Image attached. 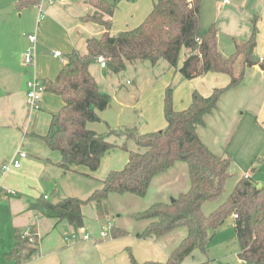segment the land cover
<instances>
[{"label":"crops","instance_id":"0c3cea01","mask_svg":"<svg viewBox=\"0 0 264 264\" xmlns=\"http://www.w3.org/2000/svg\"><path fill=\"white\" fill-rule=\"evenodd\" d=\"M222 1L218 6L214 5V9L210 8L209 20L206 22L208 24L205 23L208 27H215L220 52L228 56L234 52V42L247 41L252 32V21L256 17L258 34L254 55L258 60L264 59V0H232L229 5H224ZM118 4L130 7L127 1H119L117 6ZM152 8L153 1L150 5L134 7V13L126 14L122 25H118L117 18L113 16L111 35L115 36L137 27ZM48 13L36 31V39L47 44L49 38H58L66 56L75 48L84 54L86 40L99 39L104 33L102 25L82 20L83 17L95 13L89 0H59L48 7ZM203 13L205 15L204 5ZM28 44L30 48L29 41ZM36 46L37 41L35 49ZM66 56L52 55V61L61 65L58 66L55 76L65 65ZM182 62L179 59L178 69ZM160 64L162 63L152 67L149 62L144 61L129 65L134 68V82H127V87L113 85L108 90L103 71L106 70L108 74L110 72L93 62L89 66V72L100 92L109 93L111 103L108 109L99 113L101 121L88 123L87 129L97 134L106 133L108 128L117 130L133 126L139 134L161 131L167 125L163 115L166 88H172L173 109L183 111L190 105L194 91L207 97L214 89L224 88L230 82L229 76L211 72L185 80L177 69L168 68L166 63ZM241 68L238 61L234 66V74H238ZM24 75H28L27 70ZM22 76V70L18 71L9 66L0 68V264H16L5 259L4 255L13 248L15 235L25 236L27 229L37 236L38 245L36 254L23 264H130L127 250L131 251L139 263H164L185 238L186 229L179 228L159 238L140 239L137 235L144 231L148 222H135L130 220V215L145 211L153 204L168 203L187 192V165L176 162L167 171L155 176L143 198L131 194H110L108 200L117 216L100 218L94 204L83 206L81 211L84 225L76 232L79 238L65 242V238H70L75 233L72 227L65 221L58 222L44 217L39 211L31 209V203L44 197L52 204L65 198L87 199L101 187V181L110 171H120L124 168L128 153L121 148L106 153L95 172H90L83 166L75 167L71 172H63L57 166L61 159L60 154L50 150L42 140L49 132L52 115L57 111L39 109L27 113L24 105L27 83ZM253 121L261 123L259 129ZM262 130L264 71L254 65L243 71L242 80L238 85L220 96L217 108L206 115L204 125L197 128V135L214 155L222 156L230 152L232 157H235L240 150L247 151L250 148L246 141L250 135H258L257 145L261 148L264 144ZM237 137V143L232 147ZM111 141L123 143V139ZM126 148L128 151L137 149L132 141L126 143ZM23 149L29 156L21 159L20 168L3 172L4 163H11L16 152ZM54 169L60 172V180L68 188L61 193L51 190L53 194L49 195L44 193L45 185L42 182L45 181L42 179L54 172ZM108 223L111 227L126 231L127 234L111 238L108 230L107 236L102 238L100 232ZM85 235L88 236L87 240L82 239Z\"/></svg>","mask_w":264,"mask_h":264},{"label":"trees","instance_id":"16d2710c","mask_svg":"<svg viewBox=\"0 0 264 264\" xmlns=\"http://www.w3.org/2000/svg\"><path fill=\"white\" fill-rule=\"evenodd\" d=\"M119 1L135 0H89L95 13L82 20L102 25L104 33L99 39L86 40L84 54L78 51L67 54L65 65L53 80H39L44 92L54 94L62 101L60 110L52 115L48 134L42 140L50 150L60 154L57 166L63 172L74 171L78 166L95 172L102 157L116 148L127 151L128 161L122 170L110 171L101 181V187L85 200L65 198L52 204L38 198L31 203V209L48 219L65 221L77 232L84 225L83 206L94 204L97 215L107 218L110 216L107 207L110 194L143 198L155 176L176 162H182L188 168L187 192L168 203L153 204L130 218L135 222H148L144 231L137 235L140 239L159 238L179 228L186 229L185 238L164 263H139L127 250L130 264H183L195 250H206L207 231L216 230L228 216L234 220L239 260L244 264H264V187L257 189L254 183L243 178L222 205L209 216H204L203 204L223 192L231 159L227 155H214L197 135V128L204 125L205 116L217 108L225 91L241 82L246 68L258 65L264 71V59L259 62L254 55L257 18L252 21L249 39L234 42V52L225 56L218 48L215 27L211 25L206 31L202 30V0H152L153 8L141 24L112 36V18ZM38 2L16 0L15 6L23 9L36 6ZM182 50L186 57L178 69ZM100 56L113 75L121 73L126 65L146 61L154 67L163 61L168 68L177 69L185 80L211 72L229 76L230 82L224 88L214 89L207 97L194 91L190 105L183 111L173 109L172 89L166 88L163 115L167 125L164 130L139 134L133 126L117 130L108 128L106 133L97 134L86 126L100 122L99 113L108 109L111 103L110 95L100 92L89 72V66ZM238 61L242 68L234 74ZM111 139H123V143ZM129 141L136 145V151L127 150ZM109 233L111 238L127 234L115 227H111ZM30 236L32 243L25 236L15 235L14 246L4 255L5 259L16 264L29 261L36 254L38 245L37 236L33 232Z\"/></svg>","mask_w":264,"mask_h":264},{"label":"rangeland","instance_id":"374dc122","mask_svg":"<svg viewBox=\"0 0 264 264\" xmlns=\"http://www.w3.org/2000/svg\"><path fill=\"white\" fill-rule=\"evenodd\" d=\"M15 1L16 0H0V68L9 66L13 69H18V71L22 70V78L25 80V83L31 82L35 77L38 80L44 78L53 79L59 68L58 66H61L60 64L58 65V63L52 61L51 57L53 53L59 52L64 57L66 56L59 39L56 37L49 38L47 44H43V42L38 39L35 49L36 59L34 69H28L23 64L24 54L29 48L26 37L37 36L36 31L41 26V23H37L36 6H28L23 9H18L17 6H15ZM108 1L112 2L113 0ZM231 1L232 0H230V2ZM220 2L221 0H202L201 27L203 31H206L209 28V25H205V23L209 20L208 16L210 8L213 7L214 9V5L218 6ZM127 3V5L130 6L129 8L123 5L119 6V4L116 7L114 18H117L116 23L118 25L123 24V19L126 14L134 13V7L138 5H150L152 4V0H135ZM203 5L205 15L203 13ZM46 12L48 15V8H46ZM110 33H112V30ZM72 51H78L81 53L77 48ZM185 57L186 52L182 50L179 58L181 59V62L185 59ZM160 63L163 64L165 62L160 61ZM26 70L28 75H24V71ZM133 73L134 68L129 65H127L125 69L117 75H113L111 73L108 74V72L104 70L103 76L107 82V89L109 90L113 85H122L127 87V82H134ZM15 77L17 78V76ZM106 94L109 95V93ZM24 105L25 111L29 113L31 110L27 105L26 98ZM61 106V100L58 96L44 91L40 94V109L54 110L58 112ZM260 124L261 123H254L258 129ZM237 139L238 137L233 142L232 147L236 145ZM246 141L250 146L247 151L240 150L235 157H232L230 152H227V156L231 159L230 167L228 169L229 177L224 183L222 194L218 198L207 201L203 204L202 212L204 216H209L220 205H222L227 200L228 196L233 192L237 182L243 179L244 176L249 178L248 181L264 187V144L261 148L258 147V135L256 134L250 135ZM22 151L26 154V156H29V153L27 155L24 149ZM9 163L10 161L4 164ZM52 171L54 172H50L47 177H43L42 179L45 181L42 182L43 185H45L44 193L52 195V191L55 190H58L60 193L66 191L68 187L64 186V182L60 180V172L57 169ZM107 207L108 216L110 215L109 218L118 215L114 212V208L112 209L109 200ZM130 220L132 219L130 218ZM239 252L240 249L236 239L234 220L231 216H228L223 224L216 230L210 229L207 231L206 250H195L183 261V264H244L238 258Z\"/></svg>","mask_w":264,"mask_h":264},{"label":"built area","instance_id":"2783aa9c","mask_svg":"<svg viewBox=\"0 0 264 264\" xmlns=\"http://www.w3.org/2000/svg\"><path fill=\"white\" fill-rule=\"evenodd\" d=\"M57 1L59 0H39V2L36 5L37 8V23H41L42 21L45 20V18L47 17V12H46V8L53 6ZM224 5H229L230 4V0H223L222 1ZM29 41V43L31 44V47L27 49V51L25 52V56H24V65L27 68H34V64H35V59H34V53H35V44H36V36H27L26 37ZM198 41V40H197ZM54 57H60L61 54L59 52H54L53 53ZM263 59H259V62H262ZM96 63H98L100 65L101 68H106V63L105 60L103 59V57H97L95 60ZM27 86V92H26V102L27 105L29 106L31 111H37L39 110V103H40V94L43 92V87L40 83V81L35 77L31 82H27L26 84ZM26 154L21 151L18 150L16 152L15 158L13 159V161L9 164H5L2 166V171L3 172H7L9 171L11 168L13 169H18L21 166V159L25 158ZM244 179H247V176H244ZM47 197H44V200H46ZM236 217V216H235ZM111 225L108 223L106 225V227L104 228V230H102L100 232V236L102 238L107 236L108 230H110ZM31 235V231L30 229H27L26 233H25V237L28 238L29 242L32 243L33 242V238L30 236ZM78 235L77 233H73L70 238H65V242H70V241H75L78 240ZM83 240H87L88 236H84L82 238Z\"/></svg>","mask_w":264,"mask_h":264},{"label":"water","instance_id":"95a60500","mask_svg":"<svg viewBox=\"0 0 264 264\" xmlns=\"http://www.w3.org/2000/svg\"><path fill=\"white\" fill-rule=\"evenodd\" d=\"M256 188H257V189H260V188H261V185H257ZM171 200H172V199H171Z\"/></svg>","mask_w":264,"mask_h":264}]
</instances>
